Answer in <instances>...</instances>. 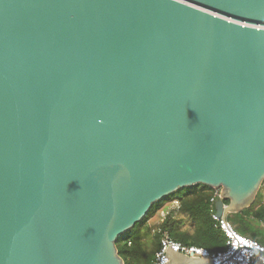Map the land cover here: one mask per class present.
<instances>
[{"label": "water", "instance_id": "95a60500", "mask_svg": "<svg viewBox=\"0 0 264 264\" xmlns=\"http://www.w3.org/2000/svg\"><path fill=\"white\" fill-rule=\"evenodd\" d=\"M263 183L264 0H0V264H125L154 204Z\"/></svg>", "mask_w": 264, "mask_h": 264}, {"label": "trees", "instance_id": "16d2710c", "mask_svg": "<svg viewBox=\"0 0 264 264\" xmlns=\"http://www.w3.org/2000/svg\"><path fill=\"white\" fill-rule=\"evenodd\" d=\"M260 191L250 208L230 214L228 221L240 235L252 237L264 245V204ZM214 193L215 189L199 185L185 188L154 204L142 222L136 224L133 229L118 239L117 249L124 263L153 264L156 253L160 250L161 236L159 233L155 235L154 246L149 250L142 227L153 218L165 203L174 201L181 203V209L178 213L170 214L160 225V230L168 231L175 241L187 246L204 248L210 253L225 250L226 237L212 218L214 208L210 200ZM225 204H229V202L225 201ZM178 215L181 218H178ZM184 219L189 220L190 230L185 227Z\"/></svg>", "mask_w": 264, "mask_h": 264}, {"label": "built area", "instance_id": "2783aa9c", "mask_svg": "<svg viewBox=\"0 0 264 264\" xmlns=\"http://www.w3.org/2000/svg\"><path fill=\"white\" fill-rule=\"evenodd\" d=\"M219 200H223L222 191L215 190V193L210 200L212 207L214 208L212 218L217 223V225L219 226V228L226 237L225 250L217 253H210L207 249L204 248H200L196 246H187L175 241L168 231L160 230L159 228V234L161 236V246H160V250L156 253L153 264H167L170 261V259L165 258L164 256V254L166 253L169 247H172L174 251L178 250V253L190 258H202V259L207 258L213 261L212 262L213 264H221L222 262H223L222 264H264V258L261 256V254H259V252L256 250L249 249V248H254L264 252V245L259 243L257 240H250L248 237L240 235L235 230L233 225L228 221V218L225 219L224 222L222 217H218L216 215L215 204ZM226 206L227 204H224V207ZM180 209H181V203L179 201H174L170 203L169 206L167 207V211L163 210L162 212V216H163L162 223L170 214L178 213ZM239 247L242 249L237 251V253L234 255V253L236 252V250H238ZM244 247H248V248H244ZM231 256H233L232 257L233 260L230 259Z\"/></svg>", "mask_w": 264, "mask_h": 264}, {"label": "rangeland", "instance_id": "374dc122", "mask_svg": "<svg viewBox=\"0 0 264 264\" xmlns=\"http://www.w3.org/2000/svg\"><path fill=\"white\" fill-rule=\"evenodd\" d=\"M262 189H260L261 194H262V203L264 204V185L263 187H261ZM170 203H165L161 209L153 216V218L142 227V232L145 235V240H146V244L149 250H151L153 248V243L155 241V235H157L159 233V227L162 223L163 220V216H162V212L163 210L167 211V207L169 206ZM178 218H181L180 215H178ZM185 220V224H186V228L190 230L191 228V224L189 222L188 219H184ZM184 227V228H185Z\"/></svg>", "mask_w": 264, "mask_h": 264}]
</instances>
